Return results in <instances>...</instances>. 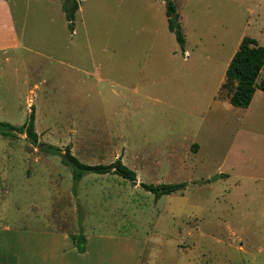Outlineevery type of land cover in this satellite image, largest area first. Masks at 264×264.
Instances as JSON below:
<instances>
[{
    "label": "rangeland",
    "instance_id": "rangeland-1",
    "mask_svg": "<svg viewBox=\"0 0 264 264\" xmlns=\"http://www.w3.org/2000/svg\"><path fill=\"white\" fill-rule=\"evenodd\" d=\"M172 1L183 9L187 60L158 0H85L74 36L59 1V37L52 43H24L54 59L46 64L54 63L57 75H46V84L22 94L19 102L29 106L22 118L0 110V121L10 118L23 126L34 106L35 114L43 110L52 119L58 117L52 109H68L79 118L104 119L155 141L169 135L180 142L194 138L202 147L200 162L173 183H188L187 188L156 200L140 187L139 176V187L110 175L88 174L75 182L62 156L33 146L26 134L0 133V227L57 230L59 213L65 221L60 227L93 239L90 253L98 264H264L263 209L256 203L250 208L219 174L237 149L239 124L232 117L242 108L203 98L204 92L209 96L217 90V63L229 64L244 37L264 47V0ZM206 53L213 58L209 69ZM72 68L99 69L122 85V93L106 84L100 96L93 84L75 100L67 80ZM42 99L46 105H40ZM202 99L203 109L189 113ZM67 147H58L61 155ZM124 155L125 150L117 159ZM97 237L104 239L97 242Z\"/></svg>",
    "mask_w": 264,
    "mask_h": 264
},
{
    "label": "crops",
    "instance_id": "crops-1",
    "mask_svg": "<svg viewBox=\"0 0 264 264\" xmlns=\"http://www.w3.org/2000/svg\"><path fill=\"white\" fill-rule=\"evenodd\" d=\"M59 1L61 0H0V110L8 117L19 112L22 118L29 107L19 102L22 94L24 92L32 94L41 85L46 84V75L50 76L53 73L57 75V69L52 67L54 63L52 66L46 64V61L55 62L54 59L42 55L24 43H52L54 37H59ZM84 1L82 0L75 14L74 30L70 29L62 3L68 29L73 36L76 32V19ZM158 1L166 6L164 1ZM174 3L180 21L183 9L175 1ZM166 18L168 30L174 34L169 28L167 8ZM181 28L184 34L182 24ZM174 36L176 38L175 34ZM184 38L186 41L184 49L177 38L176 41L184 53V59L187 60L190 54L186 49L188 43L185 34ZM204 59L209 69L208 64L213 58L206 53ZM229 64L217 63L215 71L217 90L209 96L206 92L203 93L204 99L212 97V105H227L236 90V82L227 86L226 73ZM67 80L72 85L71 91H74L70 95L75 100L84 98L86 90L92 88L93 84L99 90L100 96L101 91H105L106 84L111 87L119 86L122 93V85L104 77L99 69L89 72L72 68ZM131 89L138 90L137 87ZM111 93L118 97V93L113 89ZM2 97L7 98V102L2 101ZM204 99L191 106L189 113L203 109ZM133 101H136L135 98ZM40 105H46L43 99ZM233 110L235 109L230 108V111ZM51 113L53 116L57 114L58 117L52 119L47 112L36 111L35 132L50 146L58 148L70 145L71 155L86 165L110 164L125 150L123 164L136 172L145 184L160 185L180 181L184 173L193 171L197 162H200L199 154L202 147L194 138L180 142L169 135L157 137L155 141L137 136L135 133L128 134L124 128L104 119L79 118L68 109L63 111L52 109ZM206 113L207 110L202 113L201 120ZM190 118L198 119L196 116ZM232 118L239 124L238 145L237 149L230 153L232 157L229 158L228 165L225 163L220 165L219 174L221 178L226 177L232 182L233 191H238L250 208L253 207V203H256L255 206L259 204L264 217V91L257 90L250 106L242 108L241 114H235ZM4 121L13 124L10 118ZM182 124L181 122L180 125ZM193 133H196L195 129ZM193 146L196 147L195 153H191ZM60 217L63 218L64 215L58 213L54 220L59 227H55L57 230L37 232L29 229L16 230L9 226L0 227V264H98L90 253L89 243L93 239L85 236V252L80 253L73 241L75 235L60 227L65 223L64 220H59ZM103 239L94 238L97 242Z\"/></svg>",
    "mask_w": 264,
    "mask_h": 264
},
{
    "label": "trees",
    "instance_id": "trees-1",
    "mask_svg": "<svg viewBox=\"0 0 264 264\" xmlns=\"http://www.w3.org/2000/svg\"><path fill=\"white\" fill-rule=\"evenodd\" d=\"M63 10L69 22L70 29L74 30L75 14L79 9L82 0H61ZM166 3L167 17L170 30L176 35V38L182 49L185 48L186 41L179 21L177 8L172 0H163ZM227 86L236 82L237 87L233 93L230 102L238 108H247L253 101L257 90L264 91V47L257 40L244 37L241 41L238 51L233 56L226 73ZM0 133L5 136H17V134H26L28 141L35 147H42L43 151L54 153L63 157L65 164L72 166L75 182H80L85 175H115L129 181L137 186L138 175L136 172L123 164L122 158L117 159L109 165H86L71 155L70 147L66 148V154L61 155V149L40 142L39 135L35 132V108H31L27 122L16 127L9 123L0 121ZM142 189L153 194L156 200L163 196H169L182 192L188 186V183L178 184H160L148 185L138 183ZM77 249L80 253L85 252L86 237L83 233L80 236H73Z\"/></svg>",
    "mask_w": 264,
    "mask_h": 264
},
{
    "label": "water",
    "instance_id": "water-1",
    "mask_svg": "<svg viewBox=\"0 0 264 264\" xmlns=\"http://www.w3.org/2000/svg\"><path fill=\"white\" fill-rule=\"evenodd\" d=\"M215 180V179H214Z\"/></svg>",
    "mask_w": 264,
    "mask_h": 264
}]
</instances>
